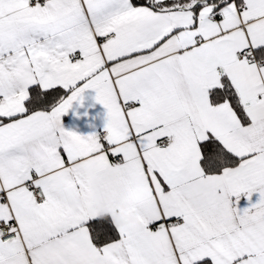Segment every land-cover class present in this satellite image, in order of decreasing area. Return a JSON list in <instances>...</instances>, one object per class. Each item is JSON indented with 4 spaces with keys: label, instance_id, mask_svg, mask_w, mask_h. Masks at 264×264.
Segmentation results:
<instances>
[{
    "label": "snow or ice",
    "instance_id": "1",
    "mask_svg": "<svg viewBox=\"0 0 264 264\" xmlns=\"http://www.w3.org/2000/svg\"><path fill=\"white\" fill-rule=\"evenodd\" d=\"M0 264H264V0H0Z\"/></svg>",
    "mask_w": 264,
    "mask_h": 264
}]
</instances>
